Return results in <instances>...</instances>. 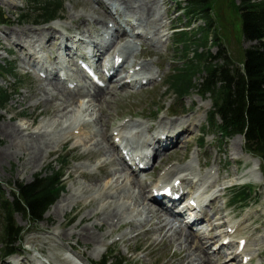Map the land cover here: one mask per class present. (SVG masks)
<instances>
[{"label":"rangeland","instance_id":"rangeland-1","mask_svg":"<svg viewBox=\"0 0 264 264\" xmlns=\"http://www.w3.org/2000/svg\"><path fill=\"white\" fill-rule=\"evenodd\" d=\"M61 1L59 18L51 23L39 25L32 20L20 23L17 19V15L26 11L22 0H0V10L11 22V27L0 26V64L7 67L9 62L15 69L16 77L22 80L19 89L14 91L5 108L0 111V128L7 126L10 130H17L14 132L20 134L16 142L18 150L36 134L48 142L39 166L33 169L28 166L27 169L23 168L28 159L25 152L24 155L20 154L21 158L11 155L8 160L2 161L0 188L4 196L11 199L10 191L15 184L32 182L37 174L44 175V170L49 165L56 170L59 155L70 157L64 176L65 193L48 209L42 222L28 226L20 215L15 217L16 222L25 230L21 242L23 248L19 253L21 260L24 261L23 264H93L101 261L106 249L113 252V256L126 259L129 257L130 264H206L205 255L211 251L212 246L218 245L219 237L223 232L222 228H213L214 225H219V221L215 222L212 214L216 213V217L221 215V196L227 200L229 189L245 183L252 184L258 189V198L247 211L249 219L240 236H245L247 239L246 252L252 255V263L264 264V174L261 163L258 160V165L255 164L252 157L244 153V143L242 140L239 141L238 136L221 141L216 132L206 126L210 104L208 100L201 99L195 90L187 98L177 102L167 94L161 82L151 80L149 86L136 91H121L120 89L123 88L118 84H112L111 93H103L106 102L101 105L94 96L86 97L87 86L77 88V98L71 106L57 93L54 102L60 104L55 105L53 102L49 107H45L44 102L40 101V89H45L46 82L30 74L26 70L28 66L24 65V61L26 63V59H29L33 62L30 57L38 54L39 65L44 71L53 63L55 67L64 69L74 77L73 60L68 56L72 51H59V48L57 50L54 38L58 35H71L74 31L82 36V32L90 28L83 24L84 17L88 18V21L91 18L90 22L95 23L93 12L97 11V6L92 5L91 2ZM152 1V22L149 29L145 28L149 31L144 30L150 34L151 40L145 48L146 51L140 52L141 49H138L130 53L129 62L143 65V73L151 76L152 79L156 76L165 79L174 68L175 64L172 62L177 58V54L170 46L172 27L186 24L181 14L176 12V5L181 4L184 7L191 0ZM100 2L108 6L113 15L119 14L121 7L118 3L111 0H100ZM134 2L137 3V0ZM225 2L227 0H216L214 5L221 13V18L218 20L222 35L220 44L228 49L233 59H236L238 49L248 48L254 43L238 40L234 31L235 23L238 24L237 19L229 15ZM125 17L122 12V16L118 19H132L128 14L129 18ZM103 24L97 23L94 26L101 29L106 26ZM123 26L131 31L129 25ZM198 26H203L201 21L195 22L190 29ZM48 27H55L58 35L43 39H36L35 36L32 41L35 45L30 47L31 49L24 50L22 40L15 35L23 30L38 32ZM39 40H42L43 51L37 47ZM48 40H53L51 47L45 42ZM66 45L72 49L74 45L80 46V42L67 41ZM8 50L12 52L10 55ZM113 50L110 48L111 53ZM210 51L216 54L217 48L215 46L212 48L211 45ZM55 57L58 58L54 63L52 58ZM14 82L13 77H2L0 87L12 88ZM23 96L26 97L24 100H22ZM36 104L38 106H35ZM161 109L163 111L158 118L150 121ZM181 111H184L185 115H178ZM173 113L176 116H172ZM121 117L125 118L123 120H130V128L125 135L135 143L142 138H148L151 127L153 130L159 126L168 128L172 123L185 122L184 125L190 131L179 147L161 157L159 169L151 171L148 174L149 179H159L172 167L177 174L189 173L188 176L191 174V178L195 177L197 184L200 178L206 177L208 170L217 171V174L211 176L203 186L210 185L209 190L212 189L215 195H218L209 211L207 218L209 220L202 224L203 228L200 230L202 242L207 243L204 244V249L194 252L193 244L185 245L181 238L176 240L174 233L183 235L185 232L170 228L167 220L163 221L164 218L158 214L157 209L150 205L145 197L139 195L134 185L128 183L127 172L118 165V159L109 149L113 137L112 128L121 123ZM91 120H93L90 123L92 125H87ZM77 132L80 134H76ZM33 140H37L36 137ZM8 146L10 142L7 137L0 134V151ZM104 185L107 186L106 189ZM224 187H227V190L223 191ZM145 196H149L147 192ZM111 197L113 199L110 201L108 198ZM106 210L119 211V224L115 222L116 220L110 221L107 217V220H101L105 217L102 212ZM231 210V217L238 219L239 211L232 208ZM99 222L101 226L96 225L93 228V225ZM109 223H113L112 229L108 227ZM206 224L208 228H205ZM82 228L87 230L89 238L94 237V242L83 239ZM71 233L76 236L70 238ZM57 234L59 236L65 234L66 238L63 239V236L59 237ZM212 236L215 237L213 241L209 240ZM118 238L121 242L110 246L111 241ZM229 254H233V251L222 249L209 256L211 259L209 264L232 263H228ZM233 264H239V259Z\"/></svg>","mask_w":264,"mask_h":264},{"label":"trees","instance_id":"trees-1","mask_svg":"<svg viewBox=\"0 0 264 264\" xmlns=\"http://www.w3.org/2000/svg\"><path fill=\"white\" fill-rule=\"evenodd\" d=\"M215 2L191 0L186 3L183 8L185 17L200 19L204 25L197 30L198 34L180 32L173 36L172 46L175 52H180L182 63L167 78L165 85L178 98L188 95L193 89L202 97L208 95L211 100L208 123L216 126L224 138L244 135L245 152L260 159L264 173V0L225 2L229 15L237 19L234 31L238 40L256 43L238 49L236 59L220 44L222 35L218 20L221 13L214 7ZM24 4L27 11L18 16L19 20L40 24L58 17L62 1L24 0ZM5 23L7 21L0 12V24ZM210 45L217 47L216 54L210 52ZM190 51L191 58L188 57ZM1 71L4 68L0 65V75ZM199 76L197 85L195 79L198 80ZM10 97L11 93L0 88V109L5 107ZM59 164L65 165L66 160L61 159ZM61 173L62 168L59 171L51 168L47 175H37L29 184H16L15 191L11 193L12 201H8L0 191L3 256L9 255L21 238L22 228L16 224L14 216L20 215L31 225L41 221L44 212L64 190L60 183ZM248 191V188H243L241 196L248 197Z\"/></svg>","mask_w":264,"mask_h":264},{"label":"bare ground","instance_id":"bare-ground-1","mask_svg":"<svg viewBox=\"0 0 264 264\" xmlns=\"http://www.w3.org/2000/svg\"><path fill=\"white\" fill-rule=\"evenodd\" d=\"M84 2H91L92 3H95L93 2L92 0H83ZM114 1L115 3H118L120 5V7L125 11L127 12V14L131 17H134L136 21H138L139 25H140V28L143 27V28H146V29H149V26H150V23L152 22V4H153V1L152 0H137V3H135L134 1L135 0H112ZM116 4V5H118ZM136 4V5H135ZM135 5V7H134ZM100 7V6H99ZM156 8V7H155ZM106 20H109V21H112L111 17L109 15H106V17H104ZM91 19V18H90ZM99 22H104L103 20H98ZM154 21V20H153ZM72 23V22H71ZM74 23V22H73ZM89 24L90 21H88V18H83V24ZM156 25V24H155ZM116 27H118L116 25ZM117 29V32L118 33H122L120 32V30L118 28H115ZM149 31V30H148ZM57 32L56 28L55 27H48L44 30H39L38 32H33V31H27L25 32L24 30L20 33H16L15 35H18V39H21L22 40V44L24 47V50L25 48L27 49H31L35 43L32 42L33 41V38L36 36V39H43V38H47V37H51V36H54V34ZM151 32V31H150ZM156 32V30H155ZM148 33V32H146ZM56 35H58L56 33ZM24 37V38H23ZM23 38V39H22ZM25 38H28V40ZM153 38V36H152ZM156 40V39H155ZM38 41V40H37ZM40 41V40H39ZM52 41L53 40H48V41H45L48 43V47H50L52 45ZM41 42V41H40ZM31 47V48H30ZM37 47L39 48V46L37 45ZM40 49V48H39ZM123 69H126V66L125 64L123 65L122 67ZM78 75L80 78H84L82 73L80 71H78ZM118 82V81H116ZM43 85V84H42ZM121 88H124L125 85L122 83L120 85ZM40 88V87H39ZM112 89L109 87V88H104V89H98L96 87H92V90L90 91L91 94H90V98H96L97 99V102L99 101V105H101L102 103L106 102V98L104 97L103 93H111ZM40 93H41V99L40 101L44 102V106L45 107H49L50 104H53V102L56 100L55 98L57 97V95L59 94L61 96L62 99H65V103L69 104V106L73 105L76 98H77V94L76 92L74 91H67V89L61 85L60 83H58V81H53V82H47L46 81V85H45V89H40ZM55 93H57V95H55ZM107 93V94H108ZM37 94V93H36ZM85 94V93H84ZM113 94V93H112ZM79 96V95H78ZM36 97V96H35ZM26 97L23 96L22 97V100H24ZM55 99V100H54ZM64 102V100L62 101ZM55 103V102H54ZM58 103V102H56ZM55 103V105H56ZM60 104V103H58ZM53 105V106H55ZM66 105V104H65ZM35 106H38L37 104ZM61 106V105H60ZM68 106V105H67ZM65 108V107H64ZM65 115V114H64ZM101 119V118H100ZM185 123V122H184ZM15 130V129H14ZM10 130V128H8L7 126H3L0 128V134H2L4 137H7L8 141L10 142V146H8L5 150H2L0 151V165L2 163V161H6L8 160L9 156H18V158H21L20 157V154L24 155V152L27 153V160L25 162L26 166L23 168L24 169H27L28 167L31 169L39 166L40 164V160H41V156H43L44 154V150H46L45 148H47V145H48V142H45L43 140V138H41L40 136H38L37 134L33 136L32 139H29L23 147H21L20 150H18V143L17 140L19 139V136L20 134H15V132L17 130ZM36 139L37 140H33V139ZM239 141H241V138H238ZM27 140V139H25ZM185 141V139L183 140ZM182 141V142H183ZM181 142V143H182ZM180 143V144H181ZM15 144V145H14ZM17 144V145H16ZM17 146V147H16ZM236 146V145H235ZM109 149H112V146L109 147ZM47 153V152H46ZM18 154V155H17ZM118 161L121 162V160L117 157ZM255 164L258 165V162L256 160H253ZM118 163V162H117ZM119 165V163H118ZM28 166V167H27ZM120 167V166H119ZM22 168V169H23ZM121 169V168H120ZM107 176V175H106ZM177 180V179H176ZM99 181V180H98ZM97 183V182H96ZM135 183L140 187V182L138 183V181L135 180ZM213 185V184H212ZM100 186V185H99ZM105 189L107 188L106 185H104ZM116 187V186H115ZM114 187V188H115ZM212 188V187H211ZM110 201L113 199L112 197L111 198H108ZM107 199V201H109ZM131 200V199H130ZM109 201V202H110ZM210 205V204H209ZM151 212V211H150ZM102 215L105 216L103 217L101 220L102 221H105L107 220V218L111 220H116L115 222L117 224H119L118 222V218L120 216L119 214V211L118 210H106L104 212H102ZM88 216H92L90 214H88ZM107 217V218H106ZM116 218V219H115ZM107 223V222H106ZM96 225H99L101 226L100 222L98 224H94L93 225V228L94 226ZM113 226V223H109L108 227H112ZM231 228L233 229H236L235 232L231 235V237L229 238L232 242H233V238L237 235H239V228L237 225H232L230 226ZM172 228V227H170ZM112 229V228H111ZM172 230V229H171ZM170 231V230H169ZM175 232V231H174ZM69 233V232H68ZM67 233V234H68ZM81 233V232H80ZM79 233V235H80ZM78 235V236H79ZM82 235H83V239H85L86 241H93L94 242V237L91 236V238L88 237V234H87V230L82 228ZM227 235V234H226ZM63 236V239L66 238V235H60L59 237H62ZM70 238L72 236H76L75 234L73 235V233L69 234ZM81 236V235H80ZM174 237H176L175 239L178 240V239H182L183 240V243L185 245H190V244H193L194 245V252L195 251H199V250H202L204 249V245L202 244V241L200 238H198L195 234L193 233H188L187 235H180L179 233H174ZM178 237V238H177ZM223 238V237H222ZM214 237H211V240H213ZM77 244V242H76ZM87 244V243H86ZM88 245V244H87ZM188 247V246H187ZM246 248V247H245ZM222 248L219 247V250H221ZM192 255V254H191ZM190 256V255H189ZM205 260H206V264H209L210 263V258L208 256L205 257ZM201 264V263H200ZM205 264V263H204Z\"/></svg>","mask_w":264,"mask_h":264}]
</instances>
